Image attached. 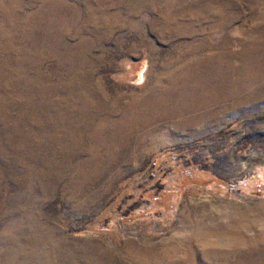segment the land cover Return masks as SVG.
<instances>
[{
	"label": "rangeland",
	"instance_id": "obj_1",
	"mask_svg": "<svg viewBox=\"0 0 264 264\" xmlns=\"http://www.w3.org/2000/svg\"><path fill=\"white\" fill-rule=\"evenodd\" d=\"M0 264H264V0H0Z\"/></svg>",
	"mask_w": 264,
	"mask_h": 264
}]
</instances>
